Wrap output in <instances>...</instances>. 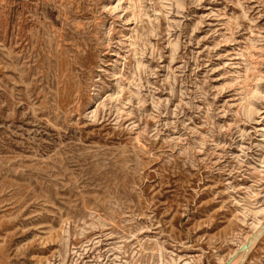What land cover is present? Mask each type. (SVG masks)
Listing matches in <instances>:
<instances>
[{
    "label": "rangeland",
    "instance_id": "rangeland-1",
    "mask_svg": "<svg viewBox=\"0 0 264 264\" xmlns=\"http://www.w3.org/2000/svg\"><path fill=\"white\" fill-rule=\"evenodd\" d=\"M0 264H264V0H0Z\"/></svg>",
    "mask_w": 264,
    "mask_h": 264
}]
</instances>
